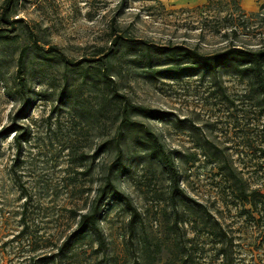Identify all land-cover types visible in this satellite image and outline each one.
Masks as SVG:
<instances>
[{
  "label": "rangeland",
  "instance_id": "374dc122",
  "mask_svg": "<svg viewBox=\"0 0 264 264\" xmlns=\"http://www.w3.org/2000/svg\"><path fill=\"white\" fill-rule=\"evenodd\" d=\"M120 1L20 0L17 13L36 23L45 47L55 44L66 55L79 59L89 57L93 47L102 43L103 30L118 12ZM255 2L249 10L241 0H219L207 8L125 0L117 22L138 37L197 44L203 52L229 44L256 46L264 44V6L260 8L261 0ZM231 17L235 22L246 19L247 23L238 26L236 33L230 32ZM15 56L0 45V129L11 123L16 109L24 104L27 116L19 121L28 126L29 136L16 154L12 134H0V243L20 228L18 219L25 203L40 243L53 245L55 250L75 228L76 215L88 208L104 181L105 167L113 155L100 153L92 158V154L115 133L117 122L110 112L98 111L94 88L88 81L81 84L80 77L74 79L64 102L57 103L60 79L56 67L40 70L37 63L33 64L26 73V89L20 94L14 81ZM116 70H120L117 88L130 100L169 113L162 121L135 119L161 135L167 150L179 151L175 165L180 187L232 230L236 263L264 264V156L259 152V147H264V114L251 96L246 79L222 74L214 81L192 75L149 82L140 66L133 63ZM204 139L228 155L241 175L237 189L232 190L231 181L219 174L216 162L203 156L198 144ZM144 157L140 148L131 145L115 182L149 219L152 233L160 235L167 231L162 214L169 207L162 199L167 196L168 179L160 167L150 166ZM242 187L246 193L259 192L256 210L238 198ZM183 218L187 236L192 237L193 218L190 214ZM127 220L128 214L120 204L109 201L103 208L100 227L108 249L118 257L125 256L122 242L129 238ZM96 245L88 236L73 246L80 264L92 260L95 254L91 249ZM0 254L7 264H15L16 259L10 260L7 250L1 249Z\"/></svg>",
  "mask_w": 264,
  "mask_h": 264
},
{
  "label": "trees",
  "instance_id": "16d2710c",
  "mask_svg": "<svg viewBox=\"0 0 264 264\" xmlns=\"http://www.w3.org/2000/svg\"><path fill=\"white\" fill-rule=\"evenodd\" d=\"M124 1H120L118 12L105 26L102 43L93 47L89 57L75 59L55 44L45 47L47 43L36 23L28 22L18 15L20 0H0V45L16 53L14 81L18 92L23 94L25 91L26 73L33 64L37 63L40 70L56 67L60 79L57 103L64 102L74 79L80 77L81 84L88 81L94 88L99 100L98 111L110 112L114 122H117L115 133L104 139L92 154L94 158L97 154L107 153L113 155V159L105 167L104 181L97 188L88 208L76 215L78 219L72 232L55 250L53 245L41 244L37 226L24 203L18 219L20 228L0 243V251L7 250L11 254L10 260L16 259L15 264H80L73 246L89 236L97 245L96 249H91L95 256L84 264H238L232 230L201 204L189 198L180 187V175L175 165L179 151L167 150L161 135L135 119L141 117L162 121L169 113L130 100L117 88L120 70L116 69L122 64L133 63L140 66L144 79L149 82L179 80L192 75L211 81L222 74L237 76L246 79L251 96L264 114V44H229L212 52H203L197 44L188 46L138 37L127 27H119L117 22V14L121 12ZM156 1L161 4L159 0ZM218 1L208 0L200 7L207 8ZM261 1L260 8L264 6V0ZM238 9L241 10L239 6ZM230 20L229 28L233 33L237 32L238 26L247 23L246 19L235 22V18L231 17ZM222 96H225L224 92ZM26 116V108L21 104L12 115L11 123L0 129L3 136L12 134L16 154L21 152L23 143L28 140L29 128L19 121ZM131 145L140 148L150 166L160 167L168 179L167 196L162 199L169 207L162 214L167 222V231H162L160 235L152 233L149 219L115 182L118 172L125 167L124 161L129 156ZM198 147L204 157L217 163L219 174L231 181L232 190L237 189L236 183L242 182L241 175L232 167L224 149L206 139ZM259 152L264 156V147H259ZM193 156L194 153H191V160ZM238 190V198L256 210L259 192L252 190L246 193L243 187ZM109 201L120 204L128 214L125 231L129 236V244L124 238V257H118L112 248L108 249L100 227L103 208ZM261 205L264 210V203ZM188 214L193 218L192 237L187 236V229L183 227V216ZM170 240L173 242L170 243ZM0 264H7L3 254H0Z\"/></svg>",
  "mask_w": 264,
  "mask_h": 264
},
{
  "label": "crops",
  "instance_id": "0c3cea01",
  "mask_svg": "<svg viewBox=\"0 0 264 264\" xmlns=\"http://www.w3.org/2000/svg\"><path fill=\"white\" fill-rule=\"evenodd\" d=\"M163 3L173 5L178 8H186L198 6L206 3L208 0H159ZM242 4L249 10H252L255 7L256 0H241Z\"/></svg>",
  "mask_w": 264,
  "mask_h": 264
}]
</instances>
